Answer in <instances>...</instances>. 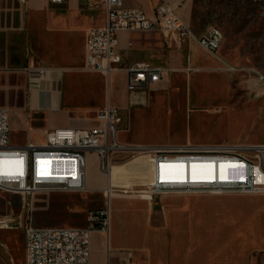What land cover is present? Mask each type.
I'll return each instance as SVG.
<instances>
[{"label":"crops","instance_id":"0c3cea01","mask_svg":"<svg viewBox=\"0 0 264 264\" xmlns=\"http://www.w3.org/2000/svg\"><path fill=\"white\" fill-rule=\"evenodd\" d=\"M122 2L149 18L167 3L194 35L169 45L160 33H120L125 67L146 63L166 70L160 81L136 91L128 89L126 70H88V32L106 26L104 5L13 1L10 8L17 11L18 23L6 35L0 33L7 37L10 68L4 70L0 62V73L15 75L7 87L12 100L24 104L0 103V108L9 116L29 117L14 134L25 133L31 144L41 146L46 130L97 128L100 110L108 104L120 109L118 142L135 151L115 156L114 166L134 163L137 174L120 180L112 171L107 182L97 154L85 153L87 186L106 194L110 206L109 231L92 234L90 264H122L129 258L134 264H264V195L172 194L151 200L136 192L148 181L142 152L228 148L254 157L248 150L264 145L263 73L235 66L220 50L214 53L199 44L208 30L194 32L193 0ZM11 146L25 147L14 142L12 132ZM16 163L0 161V174H13ZM101 180L105 187L97 190Z\"/></svg>","mask_w":264,"mask_h":264},{"label":"built area","instance_id":"2783aa9c","mask_svg":"<svg viewBox=\"0 0 264 264\" xmlns=\"http://www.w3.org/2000/svg\"><path fill=\"white\" fill-rule=\"evenodd\" d=\"M62 5L66 0H49ZM102 4L107 11L106 26L91 29L87 37L88 70L108 74L112 70H126L128 89L136 91L160 81L166 70L146 63L125 67L119 52L118 36L122 32L160 33L168 41L181 44L192 38L193 32L183 24L167 3L157 8L154 18L140 9L126 8L122 0H84ZM199 44L218 52L223 34L210 28L198 39ZM264 81V74L262 75ZM100 127L89 130L55 129L44 132L46 142L41 146L29 144L22 148L11 146L9 112L0 108V161L13 160L17 170L10 175L0 174V191L12 194H66L87 193V151L95 152L100 169L110 177L115 155L135 151L121 146L117 139L121 123L120 109L108 104L99 111ZM254 157L237 149L228 148H159L142 152L148 166V181L136 191L151 200L157 197L181 194L222 195L229 193L264 195V145L248 150ZM184 165L185 169L171 166ZM205 165H212L215 178L206 177ZM190 166H201L197 173L203 179L190 178ZM227 166L225 179L218 177V167ZM163 175H168L163 178ZM184 175L185 178H180ZM91 218L96 224L83 228L29 227L24 233L25 264H90L91 239L96 230L109 231L110 206ZM122 264H134L131 259Z\"/></svg>","mask_w":264,"mask_h":264},{"label":"rangeland","instance_id":"374dc122","mask_svg":"<svg viewBox=\"0 0 264 264\" xmlns=\"http://www.w3.org/2000/svg\"><path fill=\"white\" fill-rule=\"evenodd\" d=\"M13 1L0 0V33L4 35L18 23L17 11L10 8ZM193 1L194 32L201 35L212 27L220 29L223 34L220 54L235 66L255 68L264 74V0ZM4 35L0 38V62L7 70L10 68L9 48ZM12 76L15 75L5 73L1 76L0 73V103L22 105L24 100H12V88L7 87L8 80L14 81ZM2 83L6 84L4 89ZM27 118V115L10 116L13 140L18 145L28 146L32 143L24 137L25 133L13 132L18 126L24 129ZM34 137L36 140L37 134ZM39 137L43 142L44 138ZM112 170L120 180L137 174L134 163L123 167L114 166ZM96 172L99 174L98 163ZM93 174L90 169V175ZM98 186L97 190L102 189L105 182L101 180ZM107 201L106 194L96 190L82 194L25 196L0 191V264H25L24 233L27 228L85 227L96 224L91 218L101 216L100 213L108 207Z\"/></svg>","mask_w":264,"mask_h":264},{"label":"bare ground","instance_id":"6f19581e","mask_svg":"<svg viewBox=\"0 0 264 264\" xmlns=\"http://www.w3.org/2000/svg\"><path fill=\"white\" fill-rule=\"evenodd\" d=\"M171 167L172 168L173 167L174 168H178V169L181 168L182 170L185 169V166L184 165L171 166ZM198 167H201V166H190V170H191V172H190V178H192V179H203V176L201 174L197 173V168ZM204 168H206L205 170H207L209 172L208 175H206L207 178H209V179L215 178V174L213 173V171H210V170H212V168H214L212 165H205ZM227 174H228V167L227 166H219L218 167V177L219 178L225 179L226 176H227ZM111 175H112V173H111ZM111 175H110V177H111ZM148 176H149V173H148ZM110 177L106 176L107 182L110 180ZM167 177H168V175H165V176L163 175V178H167ZM180 178H185V177H184V175H182ZM85 181H87V173L85 174ZM88 190L89 191H92L93 189H91V188L88 187ZM87 193H89V192H87Z\"/></svg>","mask_w":264,"mask_h":264}]
</instances>
